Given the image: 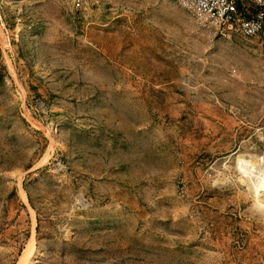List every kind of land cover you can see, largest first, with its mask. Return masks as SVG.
Wrapping results in <instances>:
<instances>
[{"label": "rangeland", "instance_id": "obj_1", "mask_svg": "<svg viewBox=\"0 0 264 264\" xmlns=\"http://www.w3.org/2000/svg\"><path fill=\"white\" fill-rule=\"evenodd\" d=\"M0 264H264V32L0 0Z\"/></svg>", "mask_w": 264, "mask_h": 264}, {"label": "bare ground", "instance_id": "obj_2", "mask_svg": "<svg viewBox=\"0 0 264 264\" xmlns=\"http://www.w3.org/2000/svg\"><path fill=\"white\" fill-rule=\"evenodd\" d=\"M202 10L214 15L227 29L247 39H255L264 32L260 16L246 15L238 9L251 0H191ZM253 1V0H252Z\"/></svg>", "mask_w": 264, "mask_h": 264}, {"label": "crops", "instance_id": "obj_3", "mask_svg": "<svg viewBox=\"0 0 264 264\" xmlns=\"http://www.w3.org/2000/svg\"><path fill=\"white\" fill-rule=\"evenodd\" d=\"M249 3L256 7L260 6L259 7L260 9L262 8L261 6H264V0H253V1L251 0ZM251 12L253 13L254 11L252 10ZM256 12H258V10H256L255 13ZM262 70H263V65H262Z\"/></svg>", "mask_w": 264, "mask_h": 264}]
</instances>
